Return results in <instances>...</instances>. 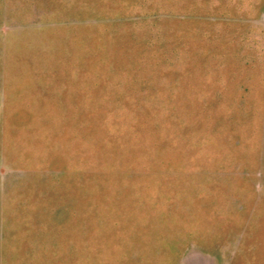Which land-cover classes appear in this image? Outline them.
<instances>
[{
	"label": "rangeland",
	"instance_id": "obj_1",
	"mask_svg": "<svg viewBox=\"0 0 264 264\" xmlns=\"http://www.w3.org/2000/svg\"><path fill=\"white\" fill-rule=\"evenodd\" d=\"M0 264H264V0H0Z\"/></svg>",
	"mask_w": 264,
	"mask_h": 264
}]
</instances>
